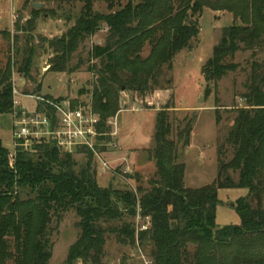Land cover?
I'll return each mask as SVG.
<instances>
[{"label":"trees","instance_id":"trees-1","mask_svg":"<svg viewBox=\"0 0 264 264\" xmlns=\"http://www.w3.org/2000/svg\"><path fill=\"white\" fill-rule=\"evenodd\" d=\"M83 3L81 15L67 33L49 40L55 52L49 71L66 72L79 46L103 28V44H94L91 60L99 65L93 71L97 82L92 90V106L101 117V139L110 142L108 121L119 114L122 90L146 95L160 87V76L174 57L199 36L198 16L209 5L212 9L234 12L241 22L224 28L212 56L202 67L208 83H217L239 63L233 60L240 50L264 47V0H59ZM105 1L110 13L96 12L93 5ZM37 17L20 21L16 31L34 30ZM5 36L7 37L8 34ZM150 46L148 56L144 49ZM16 53L22 49L18 46ZM21 70L29 74L34 50L25 47ZM11 58L0 68V115L14 108ZM41 86L37 89L40 94ZM39 110L54 112L52 102L62 98L39 95ZM246 105L237 107L226 142L233 147V157H219L217 182L190 187L186 185V164L178 160L179 149L190 143L193 127L189 122L170 138V105L159 110L154 146L148 156L156 161L157 171L149 188L138 185L139 195L112 183L102 186L97 179L95 154L88 147L63 151L55 143L42 142L33 151L18 149L14 166L9 150L0 143V264H50L53 244L50 224L54 217L75 209L80 217L81 235L68 252L66 262L100 264L105 255L106 234L120 229V242L135 243L136 229L128 221L136 216L138 205L152 217L151 229L139 233L140 243L151 245L153 264H264V62H255L243 95ZM78 107V101H73ZM85 104V102H83ZM219 117L217 118V121ZM222 145L219 154H223ZM106 147H103V150ZM75 153H84L86 162L78 163ZM238 171V181L228 174ZM140 180V175H129ZM224 177V179L222 178ZM245 188L246 196L237 199L240 215L237 225L216 223L220 188ZM25 194V195H23ZM127 216L128 218H126ZM119 222V227L109 226ZM117 231V230H116ZM233 248V249H232ZM236 249V250H235Z\"/></svg>","mask_w":264,"mask_h":264},{"label":"rangeland","instance_id":"rangeland-1","mask_svg":"<svg viewBox=\"0 0 264 264\" xmlns=\"http://www.w3.org/2000/svg\"><path fill=\"white\" fill-rule=\"evenodd\" d=\"M139 1L135 0V3ZM36 2L43 4L36 7ZM125 3L126 0L123 5ZM82 7L83 3L78 1L0 0V68L11 58L12 82L19 92L16 99L22 107L37 110L40 101L37 97L40 94L62 98V101L70 102L72 106L74 100L78 101V104L92 103V90L97 82V75L92 68L100 63L98 60H91L90 50L94 44L105 42L107 28H103L79 46L72 55L68 71H49L50 61L55 57V52L49 48V40L67 33L68 28L81 15ZM116 8L110 10L105 1L93 5L94 10L105 14L115 11ZM202 11L198 16L191 17V20H198L201 28L199 36L191 42L190 48L183 49L174 57L172 68H164L160 76L161 88L146 95L137 91L120 92L122 109L116 117L108 121L113 133L111 147L103 150L100 155L102 160L109 164L105 166L100 158H94L97 179L102 186L112 183L120 189L129 188L138 195V185L149 188V181L154 178L157 165L156 161L149 158L148 150L155 145L154 133L158 112L168 104L171 106V139L176 142L178 130L184 129L187 122L193 127L190 144L186 147L180 146L178 157L180 162L186 164V185L197 188L217 182L220 178L219 157L227 161L233 157V147L226 142V138L233 127L236 108L246 105L243 95L247 93L253 64L256 61L264 62V47L238 51L233 60L239 63V67L217 83H208L202 75V67L212 56L224 28L241 21L234 12L227 9H212L207 5ZM34 16L37 20L31 33L16 31L18 21L25 24ZM18 46L22 49L19 54L16 53ZM25 47L34 50L29 74L21 70ZM150 49L151 47L147 46L142 55L148 56ZM40 86L39 94L37 89ZM12 127V115H0V143L4 148H8L10 153H15ZM222 145H225V148L220 156L219 149ZM74 157L82 164L87 159L84 153H75ZM137 173L140 180L128 177V174ZM228 174L234 181L240 178L237 170L230 169ZM218 192L220 203L217 206V225L239 224L241 219L235 208L236 202L239 197L248 194L247 189L220 188ZM262 204L264 206V199ZM79 221L80 217L73 208L64 212L60 220L53 218L49 228L53 244L50 264H68V252L82 232L78 227ZM128 221L136 229L137 241L132 243L127 239L126 242H120L121 236L126 238L124 234H120V229L108 232L105 255L100 264H153L149 257L151 245H143L138 241L140 231L152 228V217L144 215L138 205L136 216L129 217ZM120 225L117 221L109 224L112 227ZM75 264L85 263L79 259Z\"/></svg>","mask_w":264,"mask_h":264},{"label":"built area","instance_id":"built-area-1","mask_svg":"<svg viewBox=\"0 0 264 264\" xmlns=\"http://www.w3.org/2000/svg\"><path fill=\"white\" fill-rule=\"evenodd\" d=\"M17 94L19 95V92L14 87L15 100L11 115L16 151L10 153V165L14 166L18 149L33 151L37 144L50 142L66 152H74L78 147H88L105 166H108L109 162L102 160L100 155L103 147L110 149L111 145L110 142L101 139L103 133L98 129L101 117L94 111L92 103L86 102L73 107L66 101L52 102L54 112L50 113L46 110L22 107L20 101L16 99ZM37 98L44 100L40 96ZM111 135L113 136V133Z\"/></svg>","mask_w":264,"mask_h":264},{"label":"water","instance_id":"water-1","mask_svg":"<svg viewBox=\"0 0 264 264\" xmlns=\"http://www.w3.org/2000/svg\"><path fill=\"white\" fill-rule=\"evenodd\" d=\"M42 4H43V3L36 2V3H35V6H36V7H41V6H42ZM96 12H97V10H96Z\"/></svg>","mask_w":264,"mask_h":264}]
</instances>
